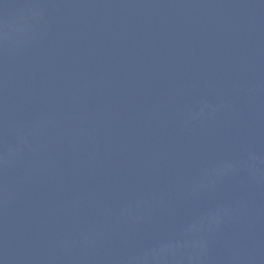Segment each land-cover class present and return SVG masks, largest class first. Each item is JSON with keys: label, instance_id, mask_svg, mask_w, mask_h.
<instances>
[{"label": "water", "instance_id": "1", "mask_svg": "<svg viewBox=\"0 0 264 264\" xmlns=\"http://www.w3.org/2000/svg\"><path fill=\"white\" fill-rule=\"evenodd\" d=\"M0 264H264V0H0Z\"/></svg>", "mask_w": 264, "mask_h": 264}]
</instances>
